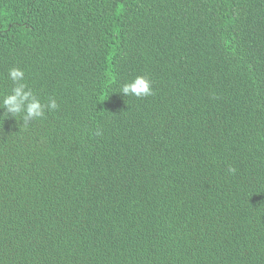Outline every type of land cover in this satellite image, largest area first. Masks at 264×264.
Returning a JSON list of instances; mask_svg holds the SVG:
<instances>
[{
    "label": "trees",
    "instance_id": "trees-1",
    "mask_svg": "<svg viewBox=\"0 0 264 264\" xmlns=\"http://www.w3.org/2000/svg\"><path fill=\"white\" fill-rule=\"evenodd\" d=\"M12 67L0 264H264V0H0Z\"/></svg>",
    "mask_w": 264,
    "mask_h": 264
},
{
    "label": "clouds",
    "instance_id": "clouds-1",
    "mask_svg": "<svg viewBox=\"0 0 264 264\" xmlns=\"http://www.w3.org/2000/svg\"><path fill=\"white\" fill-rule=\"evenodd\" d=\"M9 79L13 82L11 92L4 95L0 108L4 109L0 118H7L9 114L16 118L19 116L23 124L27 125L30 120L44 117L45 109L55 110L58 104L54 98H49L47 104L33 93L32 89L24 83V70L12 67L8 72ZM119 92L127 96L143 98L153 94L152 80L146 75H137L131 81H127L120 86ZM99 134V132H97ZM230 172H235L234 168H229Z\"/></svg>",
    "mask_w": 264,
    "mask_h": 264
}]
</instances>
